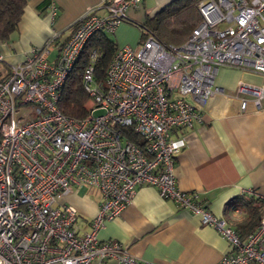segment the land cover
<instances>
[{"label":"built area","instance_id":"1","mask_svg":"<svg viewBox=\"0 0 264 264\" xmlns=\"http://www.w3.org/2000/svg\"><path fill=\"white\" fill-rule=\"evenodd\" d=\"M140 2L98 0L87 6L63 42H56L59 34L53 31L0 79V264H91L94 259L160 264L97 237L143 184L219 232L230 249L217 264H264V214L242 239L224 217L179 188L174 162L185 141L170 135L201 119L207 100L220 91L215 77L221 66L264 76V0H199L200 20L185 41L163 43L143 28L140 44L119 46L100 80L93 74L98 56L93 50L82 73L86 115L74 118L58 108L61 88L86 41L96 31L114 32L123 21L135 23L127 10ZM48 10L53 19L54 1ZM237 93L250 95L261 108L264 79L260 85L239 81ZM131 133L140 144L128 137ZM73 187H95L102 197L84 231L76 225V209L58 203Z\"/></svg>","mask_w":264,"mask_h":264},{"label":"crops","instance_id":"2","mask_svg":"<svg viewBox=\"0 0 264 264\" xmlns=\"http://www.w3.org/2000/svg\"><path fill=\"white\" fill-rule=\"evenodd\" d=\"M54 1L57 12L51 19L48 5ZM171 0H156L145 9V0L129 8V19L144 21ZM98 0H26L17 30L8 40H0V53L6 74L8 66L21 61L32 47L41 46L52 32L57 43L72 31L73 22L83 10ZM102 11L99 10V13ZM135 23L123 21L114 32L117 45L137 47L142 39ZM56 56L52 49L49 59ZM264 79L252 69L221 66L215 77L220 88L202 108L201 119L189 128H175L172 139L183 137L184 147L176 154L174 174L179 188L194 193L216 216L224 217L243 239L256 228L247 223L251 205L264 197V106L256 109L250 95L237 93L239 81L260 85ZM241 98L246 107L241 108ZM102 200L95 187H73L58 199L77 212L79 230L89 228ZM251 201V203H249ZM258 223V222H257ZM100 241H117L129 254L160 264H217L229 252L228 242L198 214L161 197L152 185L136 188L131 201L119 215L104 222L97 232ZM91 264H116V260H92Z\"/></svg>","mask_w":264,"mask_h":264},{"label":"trees","instance_id":"3","mask_svg":"<svg viewBox=\"0 0 264 264\" xmlns=\"http://www.w3.org/2000/svg\"><path fill=\"white\" fill-rule=\"evenodd\" d=\"M198 1L171 0L161 6L152 15H147L142 23H135L140 27V38L144 37L142 29L146 28L163 43H182L200 20L197 10ZM25 3L26 0H0V40H8L11 34L17 30ZM107 34L108 32L96 31L81 50V54L61 88L58 108L63 114L74 118H81L86 115L88 95L82 85V73L88 64L90 53L96 50L98 56L94 63V78L97 80L104 78L106 68L118 48L115 41ZM3 76H0V79ZM128 137L140 144V138L136 135L132 134ZM258 201V205L250 206L249 217L243 226H246L247 223L251 225L250 227L258 225L260 216L264 214V199L259 198Z\"/></svg>","mask_w":264,"mask_h":264},{"label":"rangeland","instance_id":"4","mask_svg":"<svg viewBox=\"0 0 264 264\" xmlns=\"http://www.w3.org/2000/svg\"><path fill=\"white\" fill-rule=\"evenodd\" d=\"M156 0H145V9H149L150 7H153V4H155ZM141 23L143 21H140ZM131 23V22H130ZM109 37H111L112 39H114L113 35L108 33L107 34ZM4 69V65L0 62V71H2Z\"/></svg>","mask_w":264,"mask_h":264}]
</instances>
